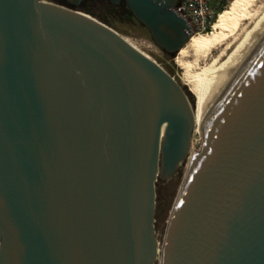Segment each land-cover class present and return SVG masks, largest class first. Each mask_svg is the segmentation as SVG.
Returning a JSON list of instances; mask_svg holds the SVG:
<instances>
[{
	"label": "water",
	"instance_id": "95a60500",
	"mask_svg": "<svg viewBox=\"0 0 264 264\" xmlns=\"http://www.w3.org/2000/svg\"><path fill=\"white\" fill-rule=\"evenodd\" d=\"M91 0H0V264H155L156 184L189 159L161 264H264V33L208 105ZM126 7L171 56L179 0Z\"/></svg>",
	"mask_w": 264,
	"mask_h": 264
},
{
	"label": "bare ground",
	"instance_id": "6f19581e",
	"mask_svg": "<svg viewBox=\"0 0 264 264\" xmlns=\"http://www.w3.org/2000/svg\"><path fill=\"white\" fill-rule=\"evenodd\" d=\"M263 33L264 0H233L217 16L211 32L195 33L186 47L178 53L179 64L184 69L183 80L196 98L195 107L192 104L194 134H198L202 142L204 130H201L200 125L208 105ZM124 39L140 51L132 41L125 37ZM216 50H219L217 56L209 63L205 62ZM190 56L193 57L192 61L184 60ZM192 144L194 145V141ZM159 257L161 259V249Z\"/></svg>",
	"mask_w": 264,
	"mask_h": 264
},
{
	"label": "rangeland",
	"instance_id": "374dc122",
	"mask_svg": "<svg viewBox=\"0 0 264 264\" xmlns=\"http://www.w3.org/2000/svg\"><path fill=\"white\" fill-rule=\"evenodd\" d=\"M226 1H227V6H226L227 9L233 0H226ZM218 4H219V0H211L210 3L211 7L217 10L221 7V5L220 7H218ZM91 8L97 14H101L102 16L109 17L108 19L111 25L109 27L114 29L120 35L132 41V43L138 49H140V51L148 55L152 60L156 61L162 68H164L170 75H172L183 86L185 91L189 94V96L191 97L192 104L195 107L196 98L191 93L189 87L186 85V83L183 80L184 69L179 64V58L177 56L178 54L171 56L168 53H166L164 50H162L156 45V43L153 41L150 35L149 30L146 27L145 28L142 27L140 23L136 20L133 21L123 20L117 14L111 12L109 7L103 2H97ZM217 53H219V50L213 51L205 62L209 63V61L212 60V58L217 56ZM184 60L192 61L193 57L190 56L185 58ZM193 141H194V145L191 144L190 154L192 152L199 151L203 143L199 135L194 133L192 137V143ZM189 159L190 157L186 161L184 167L181 168L174 177L166 181H159L156 184L157 197H156L155 230H156V237L160 243L159 246L160 249L164 240V236L167 230V226L172 210L176 203L177 197L179 195L185 177ZM155 264H161L160 257L158 258V261Z\"/></svg>",
	"mask_w": 264,
	"mask_h": 264
},
{
	"label": "built area",
	"instance_id": "2783aa9c",
	"mask_svg": "<svg viewBox=\"0 0 264 264\" xmlns=\"http://www.w3.org/2000/svg\"><path fill=\"white\" fill-rule=\"evenodd\" d=\"M226 0H219L218 7ZM211 0H179L175 13L186 21L194 33H209L216 21L217 9L211 7Z\"/></svg>",
	"mask_w": 264,
	"mask_h": 264
},
{
	"label": "trees",
	"instance_id": "16d2710c",
	"mask_svg": "<svg viewBox=\"0 0 264 264\" xmlns=\"http://www.w3.org/2000/svg\"><path fill=\"white\" fill-rule=\"evenodd\" d=\"M49 1L54 2V3L59 2V0H49ZM97 2H103L104 4H106L109 7L111 12L117 14L123 20H128V21L136 20V21H138L134 17V15L132 14V12L127 7L124 10H122V8L115 7V6L111 5L107 0H91V1H88L80 10L83 11L84 13L88 14V15L93 16L94 18H97L99 21L103 22L104 24L111 26L109 19H108L109 17L102 16L101 14H97L96 12H94L92 10L91 7L93 5H95ZM226 6H227V1H224V3L221 5V7L216 12L217 16H219L222 12H224V10L226 9ZM216 19H217V17H216ZM140 25L145 28V26L143 24L140 23ZM188 96H189V94H188ZM189 98L191 100L190 96H189Z\"/></svg>",
	"mask_w": 264,
	"mask_h": 264
}]
</instances>
